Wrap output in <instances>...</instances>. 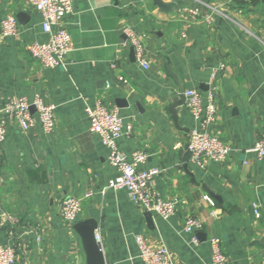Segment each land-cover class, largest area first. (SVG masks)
Masks as SVG:
<instances>
[{"label": "crops", "instance_id": "0c3cea01", "mask_svg": "<svg viewBox=\"0 0 264 264\" xmlns=\"http://www.w3.org/2000/svg\"><path fill=\"white\" fill-rule=\"evenodd\" d=\"M200 1L237 23L190 17L194 0H74L72 13L54 26L72 37L58 68H45L27 50L48 41L39 12L1 2L0 18H17L19 31L0 44V108L11 97L36 95L56 106L51 134L38 122L28 132L11 123L0 144V245L14 250L15 264L87 263L74 225L59 214L66 197L81 201L77 223L97 221L104 264H145L137 236L165 246L174 264H212L213 237L229 264H264V161L251 152L264 132V0ZM125 26L143 43L148 70L136 61ZM182 89L214 94L217 115L207 131L231 148L226 162L190 161L184 147L201 126L186 99L173 111ZM98 102L131 127L119 150L146 153L138 170H158L152 187L175 202L169 219L133 203L127 190L109 188L118 172L87 113ZM187 217L203 222L198 244L183 232Z\"/></svg>", "mask_w": 264, "mask_h": 264}, {"label": "built area", "instance_id": "2783aa9c", "mask_svg": "<svg viewBox=\"0 0 264 264\" xmlns=\"http://www.w3.org/2000/svg\"><path fill=\"white\" fill-rule=\"evenodd\" d=\"M3 0H0V4ZM35 8L41 15L42 31L48 35L45 43L34 42L27 46L30 56L45 68H58L63 65L72 49V37L65 29L54 30V26L60 25L63 19L72 13L74 0H17ZM198 7L187 10L190 17L203 16L208 24H213L215 16L229 19L237 23L224 10L217 6L207 4L200 0H194ZM252 1V0H245ZM209 10V13L203 10ZM205 13V14H204ZM19 31V23L14 16L0 18V44L6 37H16ZM122 33L135 52L136 61L145 70L149 69L146 59V50L135 31L125 26ZM186 106L195 122L199 123L201 130L194 129L190 132L184 149L189 154L193 164L203 166L206 161L224 163L230 156L231 148L225 145L218 137L210 134L208 126L215 122L217 110L215 96L209 93L204 97L194 89L184 93ZM90 117L92 134L99 136L108 149V163L118 172L117 177L109 184V188L118 190L125 189L130 200L142 207L147 212H153L167 220L175 213V202L162 199L152 187V179L158 170L140 171L138 167L147 160V154L136 151L129 157L118 148V141L131 133V127H125L123 118L115 110H109L104 104L98 102L95 108L87 109ZM40 123L45 134H51L56 125V106L45 103L40 96L36 95L32 101L25 97H11L0 108V144L7 139L9 125L14 123L20 131L28 132L36 124ZM183 148L181 144L176 149ZM260 161H264V132L251 150ZM91 193L85 195L89 198ZM207 202L213 201L206 197ZM255 215L259 217V206L254 205ZM82 211L80 199L66 197L59 208L62 220L73 226L77 223ZM203 222L194 217L185 218L183 232L192 235V240L198 244L197 233L203 229ZM100 245V238L96 236ZM136 242L140 251V258L145 264H174L168 249L163 245L153 246L143 236H137ZM212 250V264H229V259L223 251L221 240L217 237L210 239ZM16 256L12 248L0 245V264H15Z\"/></svg>", "mask_w": 264, "mask_h": 264}, {"label": "water", "instance_id": "95a60500", "mask_svg": "<svg viewBox=\"0 0 264 264\" xmlns=\"http://www.w3.org/2000/svg\"><path fill=\"white\" fill-rule=\"evenodd\" d=\"M162 8L166 11L172 12V7L168 5L160 4ZM174 7V6H173ZM184 89L181 90V99L176 102L173 106V111L176 107H179L181 103L185 102ZM189 156V154H188ZM98 228V224L96 220H86L82 222H78L74 225V230L77 235L80 237L83 249L86 253V264H104L103 255L100 250V246L96 241V230Z\"/></svg>", "mask_w": 264, "mask_h": 264}]
</instances>
